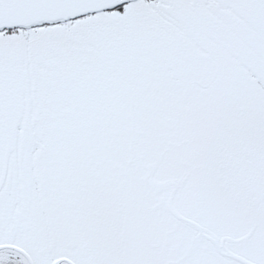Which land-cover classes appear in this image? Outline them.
I'll return each mask as SVG.
<instances>
[{
  "label": "snow or ice",
  "instance_id": "snow-or-ice-1",
  "mask_svg": "<svg viewBox=\"0 0 264 264\" xmlns=\"http://www.w3.org/2000/svg\"><path fill=\"white\" fill-rule=\"evenodd\" d=\"M0 264H264V0H0Z\"/></svg>",
  "mask_w": 264,
  "mask_h": 264
}]
</instances>
